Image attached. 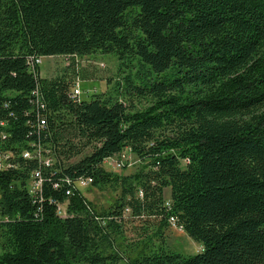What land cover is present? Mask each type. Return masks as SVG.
<instances>
[{
  "label": "trees",
  "instance_id": "16d2710c",
  "mask_svg": "<svg viewBox=\"0 0 264 264\" xmlns=\"http://www.w3.org/2000/svg\"><path fill=\"white\" fill-rule=\"evenodd\" d=\"M94 53L125 74L89 99L31 69ZM125 149L139 170L105 171ZM80 178L121 195L98 212ZM127 206L202 250L126 255ZM0 264H264V0H0Z\"/></svg>",
  "mask_w": 264,
  "mask_h": 264
},
{
  "label": "rangeland",
  "instance_id": "374dc122",
  "mask_svg": "<svg viewBox=\"0 0 264 264\" xmlns=\"http://www.w3.org/2000/svg\"><path fill=\"white\" fill-rule=\"evenodd\" d=\"M37 68L42 77L67 74L72 81H76L81 99H89L93 92L109 90L113 82L125 74L118 68V60L114 55L102 53L44 56ZM139 167L140 161L127 149L106 159L103 164L105 171L118 175H132ZM76 189L98 212L114 205L122 192L118 186L111 185L102 188L91 184L83 187L78 185ZM137 195L141 197L142 194L139 192ZM163 197L168 201L169 188L164 189ZM57 213L62 217L67 215L66 203L59 205ZM161 218L157 215H134L130 207H125L121 219L118 220L119 233L115 240L118 250L130 257L160 247L184 255H194L202 250L201 243L190 238L176 223L169 221L162 226Z\"/></svg>",
  "mask_w": 264,
  "mask_h": 264
},
{
  "label": "built area",
  "instance_id": "2783aa9c",
  "mask_svg": "<svg viewBox=\"0 0 264 264\" xmlns=\"http://www.w3.org/2000/svg\"><path fill=\"white\" fill-rule=\"evenodd\" d=\"M41 59H42L41 57H34L33 61L31 62V69L34 72L36 71L38 64L40 63ZM79 94H80V90L78 88V85L75 83L74 87L72 88L71 95L73 97H78ZM24 156L30 157V154L25 152ZM43 160H44L46 165L50 164V159L44 158ZM32 175L33 176H32V181L30 182L29 191H30V193H34V192L39 193V191H41V186H42V178H41L39 170L34 171ZM91 183H92V178H80L76 182H74L72 184V186H73V188H77L78 185L83 187L86 185H90ZM71 193H72L71 190L67 191V194H71ZM59 205H61V204H57V207H58L57 210L59 209ZM170 220L172 222L175 221L173 218H170Z\"/></svg>",
  "mask_w": 264,
  "mask_h": 264
},
{
  "label": "bare ground",
  "instance_id": "6f19581e",
  "mask_svg": "<svg viewBox=\"0 0 264 264\" xmlns=\"http://www.w3.org/2000/svg\"><path fill=\"white\" fill-rule=\"evenodd\" d=\"M42 58V57H41Z\"/></svg>",
  "mask_w": 264,
  "mask_h": 264
}]
</instances>
